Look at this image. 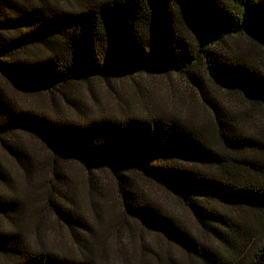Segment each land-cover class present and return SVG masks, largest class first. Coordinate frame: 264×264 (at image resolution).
I'll return each instance as SVG.
<instances>
[{
  "label": "trees",
  "instance_id": "16d2710c",
  "mask_svg": "<svg viewBox=\"0 0 264 264\" xmlns=\"http://www.w3.org/2000/svg\"><path fill=\"white\" fill-rule=\"evenodd\" d=\"M143 75L184 77L211 109V128L152 93L141 94L139 109L118 94L113 111L77 96L85 85L96 97L97 80ZM2 81L45 97L48 109L17 103ZM210 85L264 112V0H0V138L16 161L29 169L25 147L4 137L36 135L55 158L110 173L125 215L189 257L264 264V134L241 127ZM8 179L0 164V183ZM149 185L183 205L199 232L167 214ZM62 198L48 199L59 220L86 228ZM237 210L261 220L234 219ZM19 211L0 193L3 220L13 224ZM81 249H39L0 226V264H121Z\"/></svg>",
  "mask_w": 264,
  "mask_h": 264
},
{
  "label": "rangeland",
  "instance_id": "374dc122",
  "mask_svg": "<svg viewBox=\"0 0 264 264\" xmlns=\"http://www.w3.org/2000/svg\"><path fill=\"white\" fill-rule=\"evenodd\" d=\"M2 83L17 103L24 106L40 103L43 110L48 109V99L45 97L37 101L35 97L5 85L4 81ZM91 86L96 97L89 95L85 85L77 87V96L96 108L113 111L121 95L129 105L139 109L141 94L152 93L165 100L162 104L181 117L193 119L202 126H212L211 109L182 76L112 78L110 81H94ZM210 89L218 102L236 115L241 127L264 134V112L260 108L243 102L238 94L226 93L213 85H210ZM244 111L251 112L252 116L242 115ZM4 139L9 143L14 140L25 147L29 169L26 170L16 161L0 138V164L9 178L5 185L0 183V193L13 198L20 208L13 218V224L0 217L1 227H17V231L33 247L63 255L77 256L83 248L88 254L98 251L121 264H202L168 243L158 233L144 230L136 220L126 216L112 176L107 171L89 170L78 162L55 158L44 142L30 133L16 131ZM147 188L167 214L191 233L199 232L197 222L174 197L154 186ZM64 196L72 212L86 219V228L76 227L77 232H73L51 209L48 199L61 203ZM234 213V219L239 221L256 222L262 217L251 211L237 210Z\"/></svg>",
  "mask_w": 264,
  "mask_h": 264
}]
</instances>
